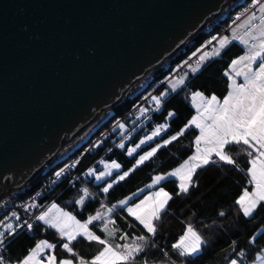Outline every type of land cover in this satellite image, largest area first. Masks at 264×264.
Instances as JSON below:
<instances>
[{
  "label": "water",
  "instance_id": "water-1",
  "mask_svg": "<svg viewBox=\"0 0 264 264\" xmlns=\"http://www.w3.org/2000/svg\"><path fill=\"white\" fill-rule=\"evenodd\" d=\"M235 0H0V200Z\"/></svg>",
  "mask_w": 264,
  "mask_h": 264
},
{
  "label": "trees",
  "instance_id": "trees-1",
  "mask_svg": "<svg viewBox=\"0 0 264 264\" xmlns=\"http://www.w3.org/2000/svg\"><path fill=\"white\" fill-rule=\"evenodd\" d=\"M252 0H244L238 3L236 7ZM234 8V9H235ZM234 9L229 11L232 12ZM225 17V16H224ZM226 22L222 18L214 24V27L207 32H199L195 35L191 43L184 45L170 60L169 68L163 66L156 68L146 79V86L134 96L125 98L110 109L111 115L106 121L102 122L78 148L65 158L54 162L55 159L46 164L41 173L30 184V189L20 193V196H27L33 192L48 176L57 171L63 164L71 159L78 158L84 148L95 141L103 131L110 127L113 122L124 114L142 94L152 89L159 81L165 79L172 69L179 64L187 55L194 53L205 38L215 30L219 29ZM242 48L235 42L229 44L220 55L209 58L195 73L186 75L185 83L176 91H169L163 98L162 103L157 110L148 109L145 113V124L138 129L132 137V142L138 140L145 129H151L166 123L167 127L152 142L144 148L155 144L164 145L173 135H176L187 124L194 114V109L189 102V96L192 92H201L206 96L215 94L218 98H223L227 93L228 79L224 75L230 61L242 52ZM171 80V79H170ZM169 80V81H170ZM167 81V83L169 82ZM166 83V84H167ZM166 84L155 93L166 87ZM174 113L169 117V113ZM128 126L126 133L130 132L133 126ZM129 130V131H128ZM119 130L114 128L107 138H102L95 142L93 147L83 156L79 164V173L84 184L91 190L93 197L89 199L82 208H79L74 202L63 203L62 206L75 217L86 219L95 212L101 205L111 208L121 199L135 193L143 188L157 174L167 173L168 171L180 166L193 152L194 140L197 136V130L189 128L184 135L177 140L162 147H158L157 152L149 160L145 161L139 167L134 166L135 156H127L124 149L117 148L116 144L121 138L118 136ZM231 155L236 159L239 168L237 170L232 165L209 164L206 167L197 170L193 176L194 186L190 187L187 194H178L179 189L174 179H168L161 183L171 196L166 210L161 214L159 221H156L157 232L151 236L147 231L131 218H129L123 209L115 208L113 210L119 229L127 237H147L144 242V252L137 256L138 262L163 260L171 264H231L236 259L240 264H250L255 260L257 253L264 249V203L257 207L250 217H245L240 211L236 200L245 188H248V177L246 170L249 167L248 157L237 146H230ZM116 160L122 166L123 172H129L124 180H119L114 173L111 181L113 187L108 193L103 192V185H92L84 180L82 172L89 166L95 164L99 159ZM135 168L134 171H130ZM118 179V180H117ZM102 188V189H101ZM81 192L77 186H70L64 189L57 197L56 202L72 199L75 194ZM224 215L221 216L220 213ZM116 213L123 215L131 221L138 230L127 229L126 224L121 221ZM191 224L198 231L205 241L201 246V251L189 257H180L172 249V245L183 235L186 226ZM44 238L51 244L56 245L53 252L57 258H71L66 253L62 244L65 242L57 233L45 228L41 224L34 225L32 232H20L14 235L5 244V250L9 259H21L37 240ZM74 250L85 259H91L101 248V245L95 242H88L83 238H77L73 242ZM243 252L244 257L238 255ZM165 253L168 255L165 256Z\"/></svg>",
  "mask_w": 264,
  "mask_h": 264
},
{
  "label": "snow or ice",
  "instance_id": "snow-or-ice-1",
  "mask_svg": "<svg viewBox=\"0 0 264 264\" xmlns=\"http://www.w3.org/2000/svg\"><path fill=\"white\" fill-rule=\"evenodd\" d=\"M252 8H255L256 11L252 12L245 25H243V27L248 28V31L244 33V37H248V39L237 37L235 33L232 36L233 40L239 39L240 43L245 46L246 51L244 55L234 59L229 66V70L224 73L230 81L227 95L220 99L215 94L206 97L201 92L194 93L192 102L196 109V115L188 121L180 132L166 140L164 145L158 146L162 147L172 143V141L184 135L189 128L195 127L199 130V134L194 140L195 151L193 155L166 176H155L152 179V183L147 186V188L153 189L161 181L175 177L179 180L178 194H187L190 187L194 186L193 176L197 170L209 164L223 162V164L232 165L237 170L244 171L239 168V164L230 152V146H237L240 151L247 155L249 165L246 175L251 191L245 188L236 200V204L245 217L252 216L257 207L264 203V0H253ZM257 21L258 23H254ZM249 40L253 41V43H249ZM218 43L219 48H213L212 51L200 50L202 54L199 55L195 66L187 65L188 71L191 73L197 72L208 58L213 55H219L220 50L225 48L230 43V40L228 37H224ZM258 61V66L254 67ZM186 75L187 73L181 75L178 79L170 81L168 88L171 91H176L179 86L184 85ZM237 77H241L243 82L237 83ZM166 95L167 90L159 96L151 98L157 110ZM147 111L148 109H140L142 115ZM168 115L171 117L174 113L170 112ZM119 127L122 130L124 129L123 124H120ZM166 127L167 125L157 127L151 136L141 140L140 143L144 144L147 141H151L155 136L160 135L161 131L166 129ZM119 147L124 148V144L121 143ZM136 147L138 148L140 145ZM157 150L158 148L154 147L151 151L141 155L136 161L135 167H139L153 157ZM135 151L136 148L128 149V155L131 156ZM101 163L104 171L100 172L99 175L96 174L95 169H89L87 173L89 176H95L97 181L103 180L106 176H111L113 169H120V165L115 161L110 164L103 161ZM134 170L135 168L130 171ZM56 175L59 177L61 173L58 172ZM128 175L129 172H124L119 176V180H124ZM113 183H108L106 187H103V192L108 193L109 189L113 187ZM140 191L144 192L145 190L141 189ZM88 197L89 193L84 190L77 204L83 206ZM130 199L132 197L120 201L119 207L126 208L128 216L142 225L148 234L155 236L157 232L155 222L160 220L161 214L166 210L172 196L163 187H160L158 190L144 195L138 203L128 206ZM31 207H35V205H28L25 211H28ZM102 207L105 206L102 205ZM116 207L117 205H113L111 208H107L105 212L97 211L95 215L89 216L85 222H81L75 216L64 212L53 204L35 219L56 230L61 240L65 241L62 244L63 250L71 258L58 260L54 254L45 255L46 249L54 250L56 245L42 240L17 264H137L136 258L140 253L144 252L143 242L147 240V237L141 235L134 238L131 243H113L117 229L114 227L115 221L109 219V217ZM220 215L223 216L224 213L221 212ZM19 221L20 217L15 213L0 221V246H3L6 234L14 235L16 229L23 226L16 223ZM94 221H103L101 231L105 233L104 238L90 230L89 225H93ZM24 224L31 230V224L27 223V221ZM109 225H113V227L110 228ZM78 237H82L90 243L95 242L102 247L91 259H85L72 246ZM119 238L125 241L128 240L126 235H121ZM204 243L205 241L200 233L191 224H188L183 235L172 245V249L180 257H189L200 252ZM167 255L165 253V256ZM238 255L242 260L244 253L241 252ZM0 264H7L3 256H0ZM145 264H147V261H145ZM231 264H240V262L233 259ZM253 264H264V250L257 253Z\"/></svg>",
  "mask_w": 264,
  "mask_h": 264
},
{
  "label": "built area",
  "instance_id": "built-area-1",
  "mask_svg": "<svg viewBox=\"0 0 264 264\" xmlns=\"http://www.w3.org/2000/svg\"><path fill=\"white\" fill-rule=\"evenodd\" d=\"M235 1H233V2H235ZM255 10H256L255 8H252V3L247 2L243 5L236 7L232 12L227 13V16L225 15L226 16V22L219 29L210 33L205 38L204 42L200 45V47L194 53L187 55L179 64H177L172 69V71L167 75V77L165 79L159 81L152 89H150L146 93L142 94L140 96V98L124 114H122L119 118H117L110 127L106 128L103 131V133L98 138L95 139V141L93 143L86 146L78 158L71 159L68 162H66L65 164H63L55 173H53L52 175L48 176L45 180H43L42 183L39 185V187L36 188L33 192H31L29 195L22 197V196H20V193L25 192L28 189H30L31 182L34 181V179L41 172H39L37 175H35L20 190H17L15 192L11 193L10 195H8L7 197L1 199L0 200V218L5 216L6 214L12 213V212L18 213L20 216L19 224H21L23 226L17 228L14 235H16L17 233H20V232H24V231L27 233L32 232L34 225H36L38 223V220H36L35 217H37L38 214L40 212H42L50 203L55 201L57 199V197L61 194V192L64 189H66L67 187L77 186L78 188H83V189L91 192V190L82 181L81 174L79 173L78 168H79V164H80L81 159L93 147L95 142H97L98 140H100L102 138H107L109 136L110 132L122 123H128L131 126L139 125L141 122V118L144 115V114L143 115L141 114L140 109H142V108L145 109V108L149 107L150 99L152 98V95L155 94V92L158 89H160L162 86H164L167 83V81H169L170 79L180 77L181 75H184L185 73H187V70H188L187 65L195 66V64L197 63L199 55L202 54V51H200V50L212 51L213 47L216 45V42L223 35L230 33V31L232 30V28L236 24H238L241 20H243L248 15H250L252 12H255ZM220 14H218V15L214 16L212 19H210L208 21V23L205 25V27L200 30V32H207V31L211 30L214 27V24L217 22L216 21L218 19L217 17ZM237 17H239V19H237ZM191 40L192 39H190L188 42H186V44L191 43ZM209 41H211V43H209ZM174 55H172L171 57L164 60L163 63H161V65L158 67L163 66L165 68H169L170 60L172 59V57ZM185 62H187V64H185ZM87 128H85L83 130V132ZM83 132H81L79 135H81ZM78 136H76V137H78ZM58 172L61 173V175L59 177H57V175H56ZM28 205H35V207H31L28 209V211H25V208ZM116 214L121 219V221H123L126 224L127 229L129 228V229H133V230H136V229L138 230V228L131 221H129L127 218H125L123 215H121L119 213H116ZM25 221H27V223L32 225L31 230H29L27 228V225L24 224ZM14 235H7L6 234V238L4 240L3 246H0V256H3V258L7 262V264H17V262L20 261V259H15V258L9 259V257L7 256V252L5 250L6 242H8Z\"/></svg>",
  "mask_w": 264,
  "mask_h": 264
},
{
  "label": "rangeland",
  "instance_id": "rangeland-1",
  "mask_svg": "<svg viewBox=\"0 0 264 264\" xmlns=\"http://www.w3.org/2000/svg\"><path fill=\"white\" fill-rule=\"evenodd\" d=\"M239 2H244V0H236L235 2H233V3H231L230 5H228L226 8H225V10L217 17V18H219V17H221V18H223L227 13H228V11L230 10V9H232V7L233 6H235V5H237ZM252 3V2H251ZM240 31H241V29L240 30H237V31H231L230 33H228V34H225V35H223L221 38H224V37H228L229 38V40H230V43H228L227 44V46L229 45V44H231V42L233 41V42H235V43H237L244 51H242L240 54L241 55H244L245 54V51H246V49H245V46L243 45V44H241L240 43V41H237V39L236 40H233L232 39V36H233V33H235V35L237 36V37H240ZM238 32V33H237ZM220 38V39H221ZM245 39H248V37H244ZM219 39V40H220ZM218 40V41H219ZM218 41L216 42V45L213 47V48H219V43H218ZM226 46V47H227ZM225 47V48H226ZM225 48H223V49H221L220 50V53H219V55L221 54V52L225 49ZM239 54V55H240ZM215 56H217V55H213L212 57H210V58H213V57H215ZM209 59V58H208ZM231 65V64H230ZM230 65H228V67H227V69H226V71H228L229 70V66ZM225 71V72H226ZM226 78L228 79V77L226 76ZM238 78V77H237ZM175 79H178V78H172L171 79V81L172 80H175ZM147 82H148V79H146V78H143V79H141V80H139L138 82H136L131 88H130V90L128 91L129 92V96H134L136 93H138V92H140L145 86H146V84H147ZM169 84V83H168ZM168 84L166 85V87L165 88H163L162 90H160L158 93H155V94H153L152 95V97L153 96H159L162 92H164L165 90H167V93L169 92V91H171L169 88H168ZM229 84H230V81H229V79H228V87H229ZM181 86H179L178 88H180ZM229 89V88H228ZM194 93H196V92H192L191 94H190V96H189V102H190V105H191V107L194 109V114H193V116H195L196 115V109H195V107H194V105H193V102H192V95L194 94ZM206 96V95H205ZM211 96V95H210ZM210 96H206V97H210ZM155 109L156 108V106L154 105V103L152 102V99H150V105H149V107H147V108H145V109ZM111 115V111L110 110H107V111H105L101 116H100V118L98 119V121H96L95 123H93V124H91L81 135H79L78 137H76L74 140H72V141H69L64 147H63V149L58 153V155H57V157L55 158V161L54 162H57V161H59V160H61V159H63V158H65L66 156H68L70 153H72L76 148H78L84 141H86L87 140V138H89L90 137V135L94 132V130L102 123V122H104V121H106L107 120V118L109 117ZM192 116V117H193ZM145 118H146V114H144L143 116H142V118H141V122H140V124L139 125H137V126H133L134 128H132L131 129V131L130 132H128V133H126L125 131L128 129V126L125 124V123H122L123 125H124V129L122 130L119 126L117 127V129L119 130V133H118V136H121V138L119 139V141L117 142V144H116V146H117V148H119V149H124L125 150V154L127 155V156H129L130 157V155H128V149H130V148H136V151L131 155V156H135V162H134V166L136 165V161L139 159V157L141 156V155H144L146 152H148V151H151L152 150V148H154V147H157L158 148V144H155V145H153V146H150V147H147V148H144V146L145 145H147L148 143H150V142H152L154 139H156L158 136H155L151 141H147L146 143H144V144H141L140 142H141V140H145V138L146 137H148V136H151L152 134H153V132H154V130L157 128V127H159V126H161V125H159V126H156V127H154V128H151V129H145V131L139 136V138H138V140H136V141H133L132 142V137H133V135L135 134V132L138 130V129H140L144 124H145ZM162 125H166V123H163ZM185 127V126H184ZM183 127V128H184ZM196 129V128H195ZM197 130V129H196ZM129 131V130H128ZM163 131V130H162ZM161 131V132H162ZM121 143H123L124 144V148H120L119 147V145L121 144ZM137 145H140V147H136ZM101 161H103V162H105V163H112L113 161H115L116 163H118L119 165H120V169L119 170H116V169H113L112 170V175H114V173H117V172H119L117 175H116V177L119 179V176L121 175V174H123L124 172L122 171V166H121V164L118 162V161H116V160H106V159H99L95 164H93V165H91V166H89V167H87L83 172H82V176H83V178H84V180H86V181H89L92 185H102L103 183H104V185L102 186V187H106L107 186V184L108 183H111V182H113V181H109L110 179H111V177H112V175L111 176H106L103 180H101V181H97L96 180V178H95V176H89L87 173H88V170L89 169H95L96 170V174L97 175H99V173L100 172H102V171H104V167H103V164L101 163ZM48 166V165H47ZM46 166V167H47ZM49 167V166H48ZM56 172V171H55ZM166 173H162V174H157V175H165ZM157 175H155V176H157ZM154 176V177H155ZM153 177V178H154ZM117 179V180H118ZM152 183V181L151 182H149L147 185H145L143 188H141V189H144L145 191L144 192H141L140 190L141 189H139L138 191H136L135 193H133V194H131V195H129V196H127V198H129V197H132V198H134V197H136V196H139L140 197V199H142L143 197H144V195H147V194H150L151 192H153V191H156V190H158L157 188L156 189H149V188H147V186L149 185V184H151ZM102 189V188H101ZM80 190H81V192L79 193V194H75V196L72 198V199H66V198H64V199H62L61 200V203L62 204H59V203H57V202H52V203H50L42 212H40L39 214H38V216L39 215H41L42 213H44L45 211H47L53 204H55L56 206H57V208H59V209H61V210H63L64 212H67V213H70L71 215H73L71 212H69L68 210H66L65 208H64V206H62L63 205V203H70L71 201L72 202H75L76 203V205L79 207V208H82L84 205H85V203L89 200V199H91L92 197H93V194L91 193V192H89V191H87L88 193H89V197L85 200V203H84V205L83 206H81V205H79V204H77V201L81 198V196L83 195V192H84V190L85 189H83V188H80ZM134 194H138V195H134ZM126 197H125V199H127ZM125 199H121L120 201H122V200H125ZM139 199V200H140ZM131 200V199H130ZM129 200V201H130ZM120 201H118L115 205H117V207H119V202ZM128 201V202H129ZM71 204V203H70ZM130 205H132V204H130ZM97 211H101V212H105L106 211V207H102V205L97 209V210H95V212H93V213H90V214H88V215H90V216H93V215H95L96 213H97ZM12 214H13V212L12 213H8V214H6L5 216H3V217H10V216H12ZM16 215H18L17 213H15ZM74 216V215H73ZM110 217H113V216H110ZM2 221V220H1ZM99 228H102V227H100L99 226ZM90 230H92V229H90ZM94 232V231H93ZM42 240H45V239H42ZM47 241V240H46ZM137 242H140V241H137ZM125 243V240L123 241V244ZM144 243V242H143Z\"/></svg>",
  "mask_w": 264,
  "mask_h": 264
},
{
  "label": "crops",
  "instance_id": "crops-1",
  "mask_svg": "<svg viewBox=\"0 0 264 264\" xmlns=\"http://www.w3.org/2000/svg\"><path fill=\"white\" fill-rule=\"evenodd\" d=\"M251 2H253V0L251 1ZM250 2V3H251ZM239 3H241V2H239ZM236 6V5H235ZM235 6H233L232 7V9H234L235 8ZM232 9H230L229 11H231ZM228 11V12H229ZM256 11V10H255ZM252 14V13H251ZM250 14V15H251ZM250 15H248L247 17H245L243 20H241L238 24H236L233 28H232V30L231 31H237V30H240L241 29V31H240V37H244V33L246 32V31H248V28L247 27H243V25H245V22L247 21V19H248V17L250 16ZM257 15H259V13H257ZM226 16H227V14H226ZM226 16L224 17V18H226ZM223 18V19H224ZM220 20H222V18L221 17H219L216 21L217 22H219ZM254 23H258V21L257 22H254ZM230 31V32H231ZM238 33V32H237ZM237 41H239V39H237ZM233 42V41H232ZM231 42V43H232ZM249 43H253V41H251V40H249ZM242 51H244V50H242ZM218 56V55H217ZM217 56H215V57H217ZM240 56H242L241 54L240 55H237L235 58H233L231 61H230V63H229V65L231 64V62L234 60V59H237V58H239ZM258 63H259V61L257 62V65H255L254 67H256V66H258ZM189 73H191V72H189L188 70H187V74H189ZM177 78H179V77H177ZM236 80H237V83H242L243 81H242V78L241 77H238V78H236ZM171 81V80H170ZM169 81V82H170ZM168 82V83H169ZM167 83V84H168ZM166 84V85H167ZM229 88V87H228ZM178 89V88H177ZM176 89V90H177ZM228 90L229 89H227V93H228ZM227 93L225 94V95H227ZM224 95V96H225ZM210 96V95H209ZM223 96V97H224ZM220 99H223V98H220ZM191 119H192V117H191ZM190 119V120H191ZM189 120V121H190ZM188 123V122H187ZM191 128H194L195 129V127H191ZM199 134V130L197 129V135ZM194 151H195V146H194ZM194 153V152H193ZM193 153L191 154V155H193ZM190 155V156H191ZM189 156V157H190ZM188 157V158H189ZM187 158V159H188ZM186 159V160H187ZM179 167V166H178ZM178 167H176V168H178ZM176 168H174V169H172V170H170V171H168L164 176H166L169 172H171V171H173V170H175ZM168 179H174L175 181H176V183H177V187H178V185H179V180L178 179H176L175 177H170V178H168ZM168 179H165V180H163V181H161V183H163L164 181H166V180H168ZM161 183L159 184V185H157L154 189H159L160 187H161ZM178 189H179V187H178ZM165 190V189H164ZM248 190L249 191H251V186L249 185L248 186ZM166 191V190H165ZM242 194V193H241ZM240 194V195H241ZM127 198V197H126ZM239 198V197H238ZM123 199H125V198H123ZM139 199H140V197L139 196H136V197H134V198H132L129 202H128V206H131L130 204H134V203H138L139 202ZM54 202V201H53ZM55 202H56V200H55ZM75 203V202H74ZM76 204V203H75ZM107 208H109V207H107L106 206V209ZM116 208H119V209H123V212L128 216V214H127V211H126V208H121V207H116ZM18 214V213H17ZM18 216H19V214H18ZM90 216V215H89ZM88 216V217H89ZM110 216H113V217H109V219H111V220H113V221H115V225H114V227L117 229V231H116V238L112 241L113 243H119V244H123V241L124 240H121L119 237L121 236V235H126L124 232H122L120 229H119V227H118V222H117V219H116V217H114V214H113V212L111 213V215ZM20 217V216H19ZM87 217V218H88ZM129 218H131L133 221H135L132 217H130V216H128ZM77 218V217H76ZM87 218L86 219H79V218H77L79 221H81V222H85L86 220H87ZM3 221V220H5V217H2V218H0V221ZM20 222V221H19ZM19 222H16V223H19ZM137 224H139L137 221H135ZM38 223L39 224H41L42 226H44L45 228H50V227H48L46 224H44L43 222H41V221H39L38 220ZM140 225V224H139ZM99 226L100 227H103V221H94V223H93V225H89V228L90 229H92V231H94L97 235H99V236H101V238H104L105 237V233L104 232H102L101 231V228H99ZM142 226V225H141ZM109 227L110 228H112L113 227V225H109ZM143 227V226H142ZM50 229H52V230H54L55 232H56V230L55 229H53V228H50ZM57 233V232H56ZM57 235L59 236V234L57 233ZM60 237V236H59ZM78 238H82V237H78ZM134 238H136V237H132V238H129L128 237V240L127 241H125V243H131L132 242V240L134 239ZM42 239H44V238H40L39 240H37L36 242H35V244L32 246V247H30L28 250H27V252H26V254L24 255V256H22V258L20 259V260H22L24 257H26L27 255H28V253H29V251L38 243V242H40V241H42ZM46 240V239H45ZM48 241V240H47ZM49 242V241H48ZM50 243V242H49ZM138 243H141V242H138ZM102 247V246H101ZM264 250V249H263ZM262 252V251H261ZM48 254H54L55 255V253L53 252V250H45V255H48ZM97 253H95L93 256H95ZM65 258H68V257H65ZM65 258H61V259H65ZM41 259H43V257H41ZM58 260H60V258H57ZM137 264H145V262H138L137 261ZM147 264H171L170 262H167V261H163V260H161V259H159V260H156V261H148L147 262ZM250 264H253V262H251Z\"/></svg>",
  "mask_w": 264,
  "mask_h": 264
}]
</instances>
